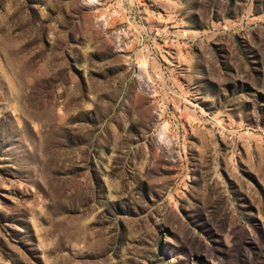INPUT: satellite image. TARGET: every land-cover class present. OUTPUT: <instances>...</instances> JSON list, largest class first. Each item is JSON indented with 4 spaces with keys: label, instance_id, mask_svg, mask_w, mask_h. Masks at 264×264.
I'll return each mask as SVG.
<instances>
[{
    "label": "rangeland",
    "instance_id": "obj_1",
    "mask_svg": "<svg viewBox=\"0 0 264 264\" xmlns=\"http://www.w3.org/2000/svg\"><path fill=\"white\" fill-rule=\"evenodd\" d=\"M0 264H264V0H0Z\"/></svg>",
    "mask_w": 264,
    "mask_h": 264
}]
</instances>
